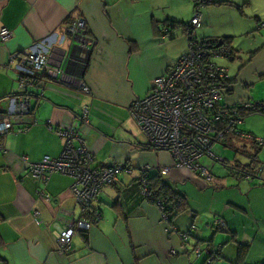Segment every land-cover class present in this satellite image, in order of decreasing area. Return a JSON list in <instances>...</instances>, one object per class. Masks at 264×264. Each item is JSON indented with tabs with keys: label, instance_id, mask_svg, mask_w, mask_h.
Masks as SVG:
<instances>
[{
	"label": "crops",
	"instance_id": "crops-1",
	"mask_svg": "<svg viewBox=\"0 0 264 264\" xmlns=\"http://www.w3.org/2000/svg\"><path fill=\"white\" fill-rule=\"evenodd\" d=\"M140 1L0 0V28L11 32L7 41H0V113L7 111L11 97L25 91L19 86L17 56L48 37L70 54L66 65L73 73L67 71L68 76L80 78L78 81L63 77L61 82L51 80L42 86L29 87L30 112L12 116L11 131L0 138V236L3 241L0 257L8 264H203L207 254L215 250L220 253L210 264L264 262L263 234L250 235L245 229L246 220H251L247 211L255 212L260 206L258 201L250 200L254 184L230 175L235 187L220 190L196 178V173L171 167L170 154L150 149L146 137L129 115L131 103L145 97L154 88L155 80L187 50L184 26L169 27L166 34H160L166 21L187 25L193 17L192 0H185V7H176L175 0H145L144 13L138 8ZM170 1L175 10L165 13L163 9L169 7ZM248 2L211 0L203 6L206 15L199 13L200 25L193 29L192 35L198 39L228 36L231 48L240 36L254 38L260 31L251 22L252 16L245 18L244 5H249ZM223 9L237 12L231 30L219 23L217 14ZM78 18L84 20L85 34L93 41L87 68L82 73L79 65L84 64L80 59L84 58L85 50L74 48L67 36L61 39L67 25ZM203 21L209 28L196 30ZM255 21H258L256 17ZM239 28L242 31L238 32ZM238 69L231 75L228 68L230 77L236 81ZM80 82L88 88V93L82 91ZM249 82V78L243 81L248 87L253 85ZM238 99L237 95H230L225 101L233 104ZM83 106L88 107V125H80ZM76 125L85 138L93 166L126 164L131 168V172L122 171L114 184L102 188L89 210L100 214L101 218L95 222L82 212L71 193L74 184L71 176L55 172L44 182L42 177L34 178L27 168L29 162H39L44 156L59 158L64 142L56 130ZM21 127L25 130L17 131ZM243 130L263 137L251 125ZM214 165L210 161V167ZM144 166L186 198L188 206L169 221L162 222L158 205L140 192L135 178ZM162 167H171L170 172L161 173ZM233 190L239 194L237 197ZM206 197L210 199L208 205L203 204ZM217 197L225 198L220 207L214 205ZM239 198L245 202H239ZM110 214L115 219L112 217L113 221L107 223ZM255 216L261 214L256 212ZM79 218H85L90 224L85 230L87 238L83 230H76L70 251L61 254L57 250V233L71 220ZM216 218L223 219L225 225L209 235L211 221L215 222ZM179 232H189L193 236L190 244L200 243L205 249L202 253L199 246L202 253L199 262L193 255V258L190 254L191 257L183 255L188 248H180L176 236ZM217 232H222L220 241L215 240ZM93 233L98 234L94 237ZM238 246H247L241 256ZM170 249L176 250L177 255H170ZM0 264L3 263L0 261Z\"/></svg>",
	"mask_w": 264,
	"mask_h": 264
},
{
	"label": "built area",
	"instance_id": "built-area-1",
	"mask_svg": "<svg viewBox=\"0 0 264 264\" xmlns=\"http://www.w3.org/2000/svg\"><path fill=\"white\" fill-rule=\"evenodd\" d=\"M199 23L200 15L195 13L190 20L189 30L198 27ZM65 36L71 39L74 48L79 47L87 51L93 46L92 39L85 34V23L81 18L74 19L67 25L61 39ZM10 37L11 32L1 27L0 41H7ZM51 39L48 37L37 42L17 56L15 67L21 76L19 86L23 90L35 86L34 81L61 82L63 77L80 81V78L68 76L65 72L70 54L65 53L61 56L56 53L57 48H60L54 45ZM187 42L188 47L185 53L176 60L166 75L155 80L153 90L145 97L132 102L129 115L152 147L170 152L171 167H184L190 171H198L210 181L212 177L203 165L202 157L204 155L213 157L212 144L221 142L226 133H234L235 126L241 122L231 117L220 130L216 127V123L220 120L219 116L213 114L214 111L217 112L224 81L227 78V69L219 66L215 61L220 58L227 59L231 53L222 40L196 39L189 34ZM80 87L82 91L88 93V88L82 82ZM30 110L29 94L23 92L11 97L7 111L0 116V136L11 131L12 116L27 114ZM79 121L80 125H88L87 106L81 108ZM76 127L77 125L56 130L64 142L59 158L51 159L44 156L39 162H29L27 168L34 178L42 177L44 182L55 172L71 176L74 179L71 193L81 206L82 212H85L96 201L104 185L114 184L120 172L131 170L123 164L93 166L85 138ZM24 130L19 128L17 131ZM258 141L261 142L260 139ZM171 167H163L161 173H168ZM146 169L147 167H144L142 171ZM141 182L142 191L150 196L145 187L144 176ZM97 218L100 219L101 216L97 214ZM214 224L223 225L220 220H216ZM89 225L85 218L74 219L67 223L57 233V250L61 254L69 252L75 231L88 230ZM179 236L183 243H186L190 233L179 232ZM194 252L199 255L200 247L196 246ZM208 263L209 260L206 261V264Z\"/></svg>",
	"mask_w": 264,
	"mask_h": 264
},
{
	"label": "rangeland",
	"instance_id": "rangeland-1",
	"mask_svg": "<svg viewBox=\"0 0 264 264\" xmlns=\"http://www.w3.org/2000/svg\"><path fill=\"white\" fill-rule=\"evenodd\" d=\"M247 1H249L248 3L250 4L244 5L245 6L244 7L245 18L247 16H252L251 22H253L254 27L257 30V32L260 31L259 32L260 35L258 33L255 35L254 38H250L248 36H240L236 38L235 44L232 46V48L237 53L236 54L237 59L231 62H229L226 59H217V62L220 63L221 65H226V67L229 68V72L231 75L234 73L235 69L239 68L238 71H240V74L237 79V84H236L237 87L235 88V95L244 96L247 99L249 98L253 102H257V101L260 102L261 100H264V74H263L264 73V25L261 26L262 24H264V0H247ZM172 2L171 1L169 2V7H167L166 9H163L165 13L173 12L175 8L173 9L172 6L174 7V5L176 7L178 5L180 7L186 6L185 0H175L174 5L172 4ZM146 3H145V0L140 1L139 3L140 6L138 5V8L141 12H143V9H144V6L142 5H145ZM190 6H191V3H190ZM204 8L205 7L203 6L200 7L199 12H201V15L203 13L204 15H206V11ZM139 12L137 13L139 14ZM161 15L162 14L160 13L158 14L159 17ZM192 16H193V13L191 10V17ZM217 16H219V19H218L219 23L223 24L227 28V30H231V23L233 20L235 21V16H237V12L225 11V9H223L221 14H217ZM191 17H189L188 19H191ZM255 17L258 19V21H255ZM218 20L214 19L215 23H218ZM243 20L246 21V19H243ZM203 23L204 21L201 22V27L196 30H200L203 28H209L207 27L206 24H203ZM237 31L240 32L242 31V29L239 28ZM247 78L250 79L249 83H253V85H250L248 89L244 87L245 82L243 83V81H247ZM250 125L256 130V132L261 133V135H263L264 137V116H261L257 113H253V114L245 116L244 123L241 125V128L244 129L245 127L250 126ZM238 144H243V143L237 142L236 144H233V145L234 147L243 151V153L241 154H238V153L236 154L234 152V149L232 148L233 145L232 146L214 145L211 148L212 152L216 156L225 159V164L216 163L213 167H210V161L207 158H202L201 161L204 164V166L209 168L210 172L212 173L213 176H215L218 182V186L214 188H217L220 190L222 189L228 190V189L234 188L235 186L232 187L234 184L229 178L231 176L227 172L226 166H229L235 160H237L242 165H245L248 163L251 164L252 156L257 157L258 162H255L253 164V166L254 165L256 166L255 173H253L255 177L251 178L250 176L249 179H243V180L249 182L250 184L252 183V185L254 184L255 188H253L254 190L252 191L250 195V200L258 201L260 206L258 207V210L255 212L247 211V216L249 217V219L252 220V222L251 220L250 221L246 220L245 229L246 231L249 232L250 235H253L254 232H259V235L260 233H262L263 238H264V227H263L264 225V190H263L264 189V147H262L261 150L257 148L254 150L253 149L251 150L249 149L248 146L241 148L239 147ZM194 176L196 178H200L203 180V178L197 174H194ZM237 194H238L237 191L233 190V195H235V197H237ZM224 200L225 198L220 199L219 197H217L216 199H214V205L216 207H220L221 205H223ZM205 201L206 202H203V204L208 205L210 202V199L206 197ZM239 202L244 203L245 201L244 199L239 198ZM256 212L260 213L261 216H255ZM104 217H105V214H104ZM112 217H113V220L115 219V217L110 214V220L107 223H111L113 221ZM106 219H109L108 215L106 216ZM164 221L165 220H162V222ZM211 222H212L211 224L212 226L209 227V230H210L209 235L213 234V232L215 231V227L213 226V220ZM240 222L241 221H238L237 223H240ZM242 231L243 230H241V232ZM96 234L98 233H93V236L95 237ZM176 234H177L176 236L178 237L180 248L183 250L188 248V251H186L185 254L183 255L185 256H187L188 254H190L191 256L193 255L194 258H198L196 260L199 262L201 260L199 259V257L201 256L203 252H205V249L202 247V245H198L202 247L201 248L202 253H200V255L196 257L194 248H193L195 242L193 244H190V240H193L192 239L193 236L190 235L188 237V242L183 243V241L180 239L179 233H176ZM111 236L112 234L110 235V238ZM221 238H222V232H217L215 240L220 241ZM224 241L225 240H223V242ZM204 247H206L205 244H204ZM169 254L176 256L177 252L176 250L170 249ZM190 255H188L187 257H191ZM193 256L191 258H193Z\"/></svg>",
	"mask_w": 264,
	"mask_h": 264
},
{
	"label": "trees",
	"instance_id": "trees-1",
	"mask_svg": "<svg viewBox=\"0 0 264 264\" xmlns=\"http://www.w3.org/2000/svg\"><path fill=\"white\" fill-rule=\"evenodd\" d=\"M192 2H193V15H194L195 13H200L199 12L200 7H202L204 5H207L208 3L211 2V0H207L205 2H200L199 0H192ZM263 25L264 24H262L261 26H263ZM176 26H184L185 27L184 30H186V36H188L189 34L192 35V31L193 30H189L190 21L186 25L184 23H181V22H178V21H172V20L166 21L165 28L163 30L161 29L160 34L161 35L166 34L169 31L170 28H175ZM192 36L195 37L194 35H192ZM195 38L198 39L197 37H195ZM202 39H218V40H222V43L225 44L230 49V53L231 54H230L229 58H227V59H232L231 61H234L235 59H237L236 51L232 50L233 48H231V42H230L231 41V37L226 36V37H219V38H202ZM92 48H91V50H92ZM91 50L85 51L84 58H82V60L80 59V61L84 63L83 65H81V64L79 65V68H81V70H82L81 73L83 71H85L86 68H87L88 58H89V55L91 53ZM220 59H222V58H220ZM215 62L219 66L225 67L224 65L219 64L217 62V60ZM171 66H169V68H167L165 70V72L161 76L166 75L168 73L169 69L171 68ZM226 69H227V78L224 81L225 83L223 85L222 98H221L220 103L218 104L217 112H215V111L213 112V114L219 116V119H220L216 123V127H217V129H220V130L223 129L224 126L227 124V122L230 120L231 117L239 119V120H241V122L238 123L235 126V132L234 133H226L224 135L223 140L221 142L213 143L212 147L214 145H221V146H227V145L229 146L230 145V146H232L233 144H236L237 142H239V143H243L241 145L242 147H247L248 146L249 149H251V150L252 149L254 150L256 148L261 150V148L264 147V138L263 137H259V136H255L251 132H247V131L243 130L241 128V125L244 123V118L247 115H250V114H253V113H257V114H259L261 116H264V102L263 101L253 102L249 98L247 99L244 96H238L239 99L235 103H233V104L227 103L225 101V98H227L230 95H235V92H234L235 90L234 89L237 87L236 86L237 81H236V78L230 77L229 72H228V68H226ZM67 71L70 72V73H73V72H71V67H69V66L67 68ZM33 83H34V85H39L40 86L41 84L43 85L45 82L40 83V82L34 81ZM247 85H249V84H244V87L246 89L249 88ZM24 92L27 93V90H25ZM1 115H3V114L0 113V116ZM20 129H25V127H21ZM4 135H1L0 138L2 136H4ZM258 139H260L261 142H259ZM148 145L150 146V149L157 150V151L160 150V149H156V148L152 147L149 143H148ZM232 148L234 149V152L236 154L237 153L238 154L243 153L242 150H239L238 148L234 147V145L232 146ZM161 151H165V150H161ZM167 152L170 154L169 151H167ZM170 157H171V155H170ZM202 158L209 159V161H211L212 164H216V163L225 164V159L220 158V157L216 156L215 154H214L213 157H209V156L204 155ZM171 159H172V157H171ZM255 162H258L257 157L256 156H252V163L251 164L248 163V164L242 165L237 160H235L229 166H226V167H227L228 173L231 176L236 177L238 180H240L242 178L243 179L244 178L245 179H249L250 176H251V178L255 177L254 174H253V173H255V168H256L255 165L253 166V164ZM123 165L127 166L126 164H123ZM96 166H101V165H96ZM102 166H104V165H102ZM105 166H110V165H105ZM144 167H147V166H144ZM144 167L140 168V170L138 171V176L135 178L136 181H137V184H138V186L140 188V192L144 196L145 199H147L150 202H153V203L157 204L159 209H160V211H161V213H162V218L164 219V216H165V220L169 221V219H171L174 215H177L178 213H181L188 206L186 198L184 197V195L182 193L177 191L173 187V185H171L167 180L163 179L159 174H153L152 175V173H150L149 167H147V169L143 172L142 170L144 169ZM253 167H254V169H253ZM128 168L131 170L130 167H128ZM173 168H177V167L173 166ZM180 168H184V167H180ZM206 168L210 172L209 168L208 167H206ZM169 172H170V170H169ZM190 172L196 173L197 175L202 177L204 182L207 185H209L210 187L214 188V187L218 186V182H217L215 176H213L211 173H210V176L212 177V180L209 181L204 176H202L198 171H190ZM120 174H121V172L118 174L117 178L119 177ZM143 176H144V179H145V182H146V184H145L146 186L145 187L147 188V191H149L150 196H147L142 191L143 190V185H142V182H141V178ZM109 185H112V184H107V185H104L103 187L109 186ZM89 210H90V208L85 210L84 214H87V217L90 218L92 221H94V222L97 221L98 220V218H97V214L98 213L95 214V212L89 211ZM1 219L2 218L0 216V220ZM216 220H220L223 223V225H221V224H217L216 225V224H214V220H213V226L215 227L216 231H218L219 229L224 227L225 223H224L223 219L216 218ZM193 230H195V226L194 225H193L192 231ZM82 234H83V236L85 238H87L86 231H83ZM2 245H3V241H2V238L0 236V247ZM198 245H200V243L195 245L193 248H195ZM246 249H247V246H238L237 247V251H238L239 255L241 254V252H245ZM200 253H201V250L199 252V255H200ZM219 253H220L219 250H215V252L210 253V255L207 254L205 260L203 261V264H206L207 260H209L208 264H210L211 260H213L216 257V255H218ZM199 255H196V256L198 257ZM0 261L3 264H8V262L5 259H2L1 257H0ZM262 264H264V262Z\"/></svg>",
	"mask_w": 264,
	"mask_h": 264
},
{
	"label": "water",
	"instance_id": "water-1",
	"mask_svg": "<svg viewBox=\"0 0 264 264\" xmlns=\"http://www.w3.org/2000/svg\"><path fill=\"white\" fill-rule=\"evenodd\" d=\"M76 41V40H75ZM77 42V41H76ZM57 52L56 53H59L61 56H63L65 53H66V51H64L63 49H58L57 48V50H56ZM60 61H61V58L59 59V62H58V65L60 64ZM65 72H67V66H65ZM75 80H79V79H75Z\"/></svg>",
	"mask_w": 264,
	"mask_h": 264
}]
</instances>
